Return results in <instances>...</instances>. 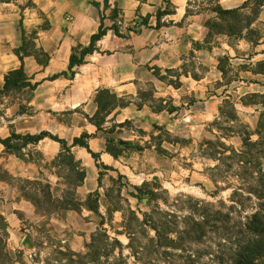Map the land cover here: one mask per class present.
<instances>
[{"label":"rangeland","instance_id":"1","mask_svg":"<svg viewBox=\"0 0 264 264\" xmlns=\"http://www.w3.org/2000/svg\"><path fill=\"white\" fill-rule=\"evenodd\" d=\"M217 1L189 0L188 14L195 18L172 29L178 40L174 67L156 69L159 75L166 72L159 76L164 89L158 90L148 82L134 98L135 103H146L157 111L176 106V132L152 123L147 127L133 121L119 126L112 123L114 118L109 115L120 101L108 94L110 113L99 118L105 119L101 136L110 149L125 151L130 157L137 147L154 146L163 158L148 171L140 161H134L137 175L145 172L141 174V186L133 181L134 175H126L125 168L106 165L102 160L98 168L101 184L97 175L87 180L88 167L97 164L88 154H82V162L65 150L47 157L35 144L11 140L12 148L0 154V264H73L71 259L83 256L88 264H231L230 245L218 229L221 222L211 221L202 241L189 239L187 233L194 220L202 221L200 214L209 209L206 204L223 202L221 207L211 206L210 211L220 208L223 213L230 212L235 221L256 208L258 200L254 196L244 200L250 194L240 190L247 183L236 175L241 170L237 157L219 161L206 141L223 143L236 151L243 149L242 136L233 131L253 133L264 121V106L258 96L264 94V66H258L264 61V8L253 24L261 34L258 44H253L248 38L209 28L210 19L216 16L213 8ZM243 2L225 0L224 4L240 6ZM34 7L33 0H0V35L14 32L16 24L22 22L26 28L25 50L41 56L32 45L39 26H26ZM10 12L13 21L4 19ZM110 17L115 19L114 11ZM129 28L139 31L137 25L129 24ZM17 29L23 40L19 25ZM32 94L29 88H12L0 94L4 135L12 132L13 119L29 113ZM192 100L197 103L193 107ZM225 100L232 102L236 111H232V105L225 109L237 114L239 121L221 116L219 108ZM217 105L215 118L203 122ZM85 114L80 110L74 117L67 114L62 118L85 123ZM186 123L192 127H186ZM132 135L136 136L134 141ZM138 136L149 137L150 143L141 145ZM257 138L251 135L252 141ZM108 139L112 141L108 143ZM120 142L122 146H117ZM120 161L127 162L124 158ZM261 162L264 167V157ZM235 190L244 193L245 207L231 200ZM232 205L236 209L230 210ZM152 222L160 225L161 237ZM100 233L119 240L121 245L98 249L101 254L97 257L90 244Z\"/></svg>","mask_w":264,"mask_h":264},{"label":"crops","instance_id":"2","mask_svg":"<svg viewBox=\"0 0 264 264\" xmlns=\"http://www.w3.org/2000/svg\"><path fill=\"white\" fill-rule=\"evenodd\" d=\"M170 1L174 13L164 15L161 18L162 25L157 28V13L166 7L163 6L166 4L164 0H109L106 8L105 0H33L35 7L32 13L30 12L26 26L28 25V29L39 26L35 38L36 48L39 52L48 54L49 58L46 62L45 58L37 53L24 57L26 73L33 78V82L39 84L28 102L29 113L13 119L10 129L20 134L32 135L47 131L60 140H65L70 153L79 161L82 160V154H88L92 158L93 156L87 148L74 145L75 138H80L84 133L94 132L88 139V145L92 152L99 154V161L102 160L106 165L125 168L126 175H134L136 178L133 181L141 186L144 181L141 174L144 175L145 172L139 171L137 175L134 161H140L139 165L146 171L155 169L156 163L163 159L156 154L155 147L143 146V150L137 149L130 157L125 156V151H122L115 157L107 150L106 139L101 136L102 130H98L89 118L98 110L96 99L100 90L109 89L112 94L127 102L125 106H118L112 110L109 115L114 118L112 123L119 126L133 121L146 127L152 123L164 127L171 133L177 131L176 119L173 127V116L177 111L173 113L157 111L146 103L139 109L134 101L141 86L148 82L154 83L158 90L164 89L159 76L166 72L163 70L158 76L155 70L174 67L176 59L173 54L175 47L178 46V40L172 34V29L178 28L181 22L189 21L191 17L195 18L194 15L188 14L189 0ZM224 1L219 0L218 3L225 9L238 7L227 6ZM94 2L99 5H95ZM116 9L118 17L113 19L110 14ZM1 14L3 15V11ZM102 14L105 15V25L109 27L106 35L98 41V50L88 55L85 63L73 67L72 73L70 58L73 48L90 44L92 35L99 30ZM5 15L9 17L4 19L11 21L15 19L12 12ZM145 19L147 24L144 22ZM43 20L46 21L45 26H42ZM114 23L121 36L110 28ZM129 24L137 25L139 31H130ZM18 25L16 24L14 32L0 35V88L4 86L5 76L22 64L16 53V49L22 45ZM198 25L203 26L201 23ZM54 76L58 77L53 79ZM80 110L86 113L85 123L76 122L73 118L67 122L62 118L67 114L74 117ZM217 110L218 105L216 111L205 115L202 121L213 120ZM191 118L195 121L194 117ZM186 127L192 126L186 123ZM10 133L9 130L4 135L0 123V137L6 138ZM135 137L132 135L133 141ZM138 139L141 145L145 142L150 143L147 136H138ZM120 144L122 145V142ZM35 146L40 147L47 157H54L64 151L62 144L51 138H45ZM5 148L0 142V154ZM123 158L127 161L125 164L120 161ZM94 166L95 168L88 167L87 180L89 177L94 179L95 175L99 177L96 163Z\"/></svg>","mask_w":264,"mask_h":264},{"label":"trees","instance_id":"3","mask_svg":"<svg viewBox=\"0 0 264 264\" xmlns=\"http://www.w3.org/2000/svg\"><path fill=\"white\" fill-rule=\"evenodd\" d=\"M108 1L105 0L104 6L105 8L108 6ZM219 1V0H218ZM217 1V2H218ZM166 3V7L163 10H159L157 13V28H159L161 24V18L164 15L173 14V5L171 4L170 0H164ZM95 5H99V3L94 2ZM264 8V0H244L242 5L231 8L225 9L219 3H217V7L213 8V12L216 14L214 18L210 19V24H208L209 28L211 26L214 30L218 31L219 33L228 35V36H237L239 38H248L253 42V44H258L259 38L261 37L260 29L253 26L259 13ZM115 18L118 17V10H114ZM105 15L102 14L101 16V25L97 33L93 34L91 37L90 44L88 46L78 45L73 48V52L70 58V70L73 73V67L83 64L86 62V57L90 54H93L95 51L98 50L97 43L100 41L107 33L109 27H107L104 23ZM147 24V19L144 20ZM20 32L22 36H24L22 40V45L16 49V53L19 56L22 64L18 69L11 70L5 76V83L2 88H0L1 93H7L12 88H29L32 92L38 87V82H33V78L30 77L25 69H24V57L33 55L36 52H27L25 50L24 41H25V31L26 28L24 27L23 23L20 22L19 24ZM110 28L114 29L116 34L121 36V33L116 24L110 26ZM130 31L138 32L129 28ZM33 47L36 48L35 40L32 43ZM37 49V48H36ZM44 56V61H48L49 55L40 52ZM224 56L223 58H226ZM258 66H264V61L258 62ZM155 74L159 76L157 70H155ZM64 75H68V73H64ZM58 76H54L53 79L57 78ZM110 93L109 89H102L97 95V103H98V110L96 114L89 118L90 121L98 128V130H102V126L105 123L104 118H99V116L103 113H110L107 109L109 102L106 100L108 94ZM262 101L261 103L264 106V94L258 95ZM111 98L118 99L116 94H113ZM119 103L117 106H125L127 102L123 98H119ZM196 103V100L191 101V105ZM144 103H136L139 109L142 108ZM228 105H232V111H236L232 102L225 100L224 105L219 108L220 114L222 117L228 116L233 121H239V117L237 114H232L230 111H227L225 108ZM178 110L176 106H172L168 109L169 113H173L174 111ZM158 111H163V109H159ZM99 118V119H98ZM124 125V123L120 124ZM156 127H160L157 126ZM235 127V126H234ZM243 127V126H242ZM233 132L238 133L242 136L244 141V148L233 150L229 147H226L223 143H215L212 141H206L207 147L213 150L214 156H218L217 159L219 161L228 159H235L237 157L238 161L241 164V170L236 174L238 178L244 180L247 185L244 184V188L241 187L240 190L244 191L245 193L250 194L245 199L244 193L241 191L235 190L231 195V200L234 202L235 205L239 204L238 207H245L243 199H252L254 196L258 202L256 203V208L250 213L246 214L245 216H241V219L234 220L231 216V213H223L220 208L215 210L213 213L211 210V206L221 207L223 202L219 203L218 205L214 203L206 204L209 208L207 211L200 214L202 217L201 220H194L191 225L190 229L187 233L189 239H194L198 241H202L203 235H205L207 231V227L212 223L211 221H215L214 223L221 222V226H218L224 235L225 242H228L230 245V252L228 253V258L230 259L231 264H264V167L262 166V158L264 157V121L260 123L257 129L250 133L248 131L242 130H234ZM255 134L258 138L255 141L251 140V135ZM93 134L84 133L80 138H75L74 145H80L88 149L91 153L93 158L97 162V167L99 168V154L92 152L88 145V139L92 137ZM13 138H18L26 142V145L29 144H38L41 140L45 138H51L53 140L59 141L64 150L70 152L67 142L65 140H60L56 136L50 134L47 131H43L39 134H20L16 131L12 130L10 136L6 138L0 137V142L8 149H11V140ZM112 140H107L110 143ZM115 141V140H113ZM121 144L118 143L117 146ZM122 146V145H121ZM148 147V146H147ZM150 148V147H148ZM138 150H143V147H137ZM107 150L112 153L115 157H117L121 152H116L113 149H110L109 144L107 145ZM159 150V149H158ZM166 152V151H165ZM226 152H230L232 156H228ZM255 165V166H252ZM102 180V173L99 172L98 183L101 184ZM236 209V206L232 205L230 210ZM242 210L239 212L241 215ZM152 228L155 230L158 237H161V228L156 222H152ZM174 241V240H173ZM115 244L121 245L119 240L115 238H110L106 234L100 233L96 235V237L92 238V242L90 246L95 248L94 254L97 257L100 256L101 252L99 253L98 249L101 248H115ZM175 247H179V245L174 244ZM70 263L73 264H88L85 260V256H83L80 260L71 259Z\"/></svg>","mask_w":264,"mask_h":264}]
</instances>
